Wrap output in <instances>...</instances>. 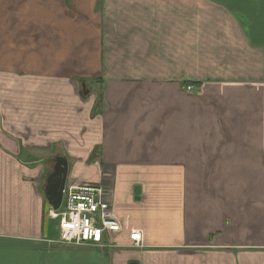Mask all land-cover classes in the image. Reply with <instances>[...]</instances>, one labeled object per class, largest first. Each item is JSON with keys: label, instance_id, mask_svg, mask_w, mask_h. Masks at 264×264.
I'll return each mask as SVG.
<instances>
[{"label": "crops", "instance_id": "crops-1", "mask_svg": "<svg viewBox=\"0 0 264 264\" xmlns=\"http://www.w3.org/2000/svg\"><path fill=\"white\" fill-rule=\"evenodd\" d=\"M58 157L118 247L56 243ZM0 264H264V0H0Z\"/></svg>", "mask_w": 264, "mask_h": 264}, {"label": "built area", "instance_id": "built-area-1", "mask_svg": "<svg viewBox=\"0 0 264 264\" xmlns=\"http://www.w3.org/2000/svg\"><path fill=\"white\" fill-rule=\"evenodd\" d=\"M109 195L110 190L104 186L67 182L61 207H50L48 211V217L58 222L56 243L100 250L118 247L115 238L122 232V224L113 212ZM129 240L133 247L141 248L144 244L141 231H131Z\"/></svg>", "mask_w": 264, "mask_h": 264}, {"label": "water", "instance_id": "water-1", "mask_svg": "<svg viewBox=\"0 0 264 264\" xmlns=\"http://www.w3.org/2000/svg\"><path fill=\"white\" fill-rule=\"evenodd\" d=\"M84 89V87H83ZM84 95L88 93L84 91ZM68 161L63 157H58L53 161L52 173L46 179L44 194L50 207L58 210L63 201V191L68 182L69 168ZM135 196L139 198L140 190L137 187L134 192Z\"/></svg>", "mask_w": 264, "mask_h": 264}, {"label": "rangeland", "instance_id": "rangeland-1", "mask_svg": "<svg viewBox=\"0 0 264 264\" xmlns=\"http://www.w3.org/2000/svg\"><path fill=\"white\" fill-rule=\"evenodd\" d=\"M86 91V90H85ZM52 167H53V161H52V163H51V168L49 167V171H48V175L49 174H51L52 173ZM48 175H46L47 177H48ZM46 178V177H45ZM44 182V184H46V179L43 181ZM79 182H82V181H80V180H78V181H76V180H73L72 179V177H69L68 176V183H79ZM100 186V185H99ZM94 187H98L97 185L96 186H94ZM53 222H55V221H53ZM56 224H57V226H58V222H55ZM55 223H53L54 224V235H53V238H55V239H59V233L57 232V231H55L56 229H55V226H56V224ZM59 231V230H58Z\"/></svg>", "mask_w": 264, "mask_h": 264}]
</instances>
